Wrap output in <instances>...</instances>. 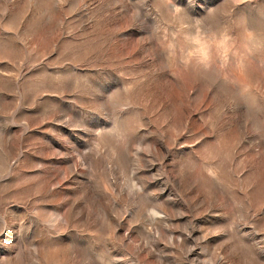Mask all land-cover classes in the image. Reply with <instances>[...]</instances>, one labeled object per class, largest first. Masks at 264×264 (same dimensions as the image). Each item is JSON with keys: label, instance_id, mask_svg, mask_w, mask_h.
Wrapping results in <instances>:
<instances>
[{"label": "rangeland", "instance_id": "1", "mask_svg": "<svg viewBox=\"0 0 264 264\" xmlns=\"http://www.w3.org/2000/svg\"><path fill=\"white\" fill-rule=\"evenodd\" d=\"M0 264H264V0H0Z\"/></svg>", "mask_w": 264, "mask_h": 264}]
</instances>
